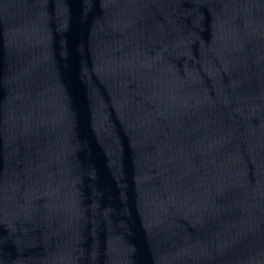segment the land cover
<instances>
[{
	"label": "water",
	"instance_id": "1",
	"mask_svg": "<svg viewBox=\"0 0 264 264\" xmlns=\"http://www.w3.org/2000/svg\"><path fill=\"white\" fill-rule=\"evenodd\" d=\"M0 264H264V0H0Z\"/></svg>",
	"mask_w": 264,
	"mask_h": 264
}]
</instances>
